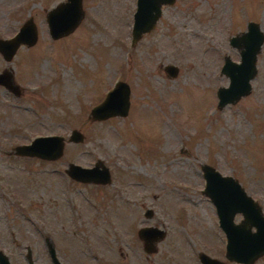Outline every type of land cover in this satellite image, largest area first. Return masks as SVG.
I'll use <instances>...</instances> for the list:
<instances>
[{"label":"rangeland","instance_id":"rangeland-1","mask_svg":"<svg viewBox=\"0 0 264 264\" xmlns=\"http://www.w3.org/2000/svg\"><path fill=\"white\" fill-rule=\"evenodd\" d=\"M62 1L0 0V38L27 18L37 29L34 44L10 60L0 54V72L21 89L0 84V248L21 251L11 253L15 264H27L24 243L39 251L35 264H53L45 238L64 264H201L200 251L242 264L224 256L202 165L236 178L264 214V40L250 92L220 108L216 95L228 84L224 56L239 61L230 36L250 20L264 34V0H174L135 42L136 0H81L78 23L52 38L46 14ZM116 80L129 87L127 115L90 119ZM73 128L82 141L67 139ZM45 133L65 137L59 158L13 152ZM96 161L109 183L66 173L70 162ZM145 225L164 231L149 253L137 233ZM251 264H264V253Z\"/></svg>","mask_w":264,"mask_h":264},{"label":"water","instance_id":"water-1","mask_svg":"<svg viewBox=\"0 0 264 264\" xmlns=\"http://www.w3.org/2000/svg\"><path fill=\"white\" fill-rule=\"evenodd\" d=\"M174 0H136L131 25V42H135L143 33L150 31L162 13V5L172 4ZM82 15L81 0H64L46 14L49 34L57 38L69 32ZM37 40V29L34 21L27 18L17 31L8 38H0V54L5 60H10L20 45L30 46ZM264 40V34L258 24L248 21L246 30L230 36L229 43L239 51V61L224 56L220 72L228 77L226 86L216 89L217 106L220 108L227 103H234L251 90L250 79L256 73V55ZM169 76H175L178 67L172 63L164 66ZM0 84L19 93L18 86L8 70L0 72ZM129 109V87L125 81H115L107 91L104 99L91 107L89 118L102 120L110 116H125ZM69 141H82V133L73 128L67 137ZM65 137L61 134L36 135L27 143L17 144L13 152L18 155L34 156L54 160L59 158L64 150ZM204 177L203 192L212 201L218 217L219 227L225 235L224 256L242 264H251L254 259L264 253V214L258 203L246 193L240 182L231 175H224L209 164L202 165ZM66 173L81 182L105 184L111 181L110 171L101 161L91 166H83L70 162ZM240 213L241 219L234 220L235 214ZM151 210L145 211L150 216ZM138 235L143 239V249L152 252L156 249L155 240L162 237L164 231L156 226L145 225L138 229ZM48 254L53 264L62 263L55 254L50 241L45 238ZM201 264H222L216 257L205 252H198ZM0 264H11L5 254L0 252Z\"/></svg>","mask_w":264,"mask_h":264},{"label":"flooded vegetation","instance_id":"flooded-vegetation-1","mask_svg":"<svg viewBox=\"0 0 264 264\" xmlns=\"http://www.w3.org/2000/svg\"><path fill=\"white\" fill-rule=\"evenodd\" d=\"M3 88L5 89V91L8 93V94H10V93H12V94H14L11 90H9L8 88H6L5 86H3ZM18 89H19V92H20V88L18 87ZM16 95V94H15ZM46 134H54V133H45V134H40V135H46ZM16 146V145H15ZM15 146H13V149H14V147ZM20 156H24V155H20ZM26 157H32V156H26ZM34 157V156H33ZM13 244H15L16 246L15 247H20V245L22 244V243H13ZM24 247H26V252H25V259H26V261H27V264H35V261L36 260H38V254H39V251H37V250H35L33 247H32V245H31V243H24ZM55 249V248H54ZM13 250V251H12ZM9 252L7 253V252H5L3 249H1L0 248V252H2L3 254H5L6 256H7V258H8V261L11 263V264H15L14 262H13V260H11L12 259V255H11V253H17V254H20L21 253V251L20 250H18V251H15L14 249H9L8 250ZM55 254H56V251H55ZM57 256V255H56ZM16 258V257H15ZM49 258H50V256H49ZM226 258V257H225ZM227 259V258H226ZM60 260V259H59ZM51 261V260H50ZM61 261V260H60ZM222 261V260H221ZM62 262V261H61ZM63 263V262H62ZM201 263V262H200ZM224 262L222 261V264H223Z\"/></svg>","mask_w":264,"mask_h":264}]
</instances>
